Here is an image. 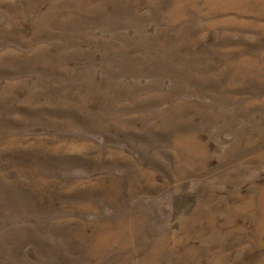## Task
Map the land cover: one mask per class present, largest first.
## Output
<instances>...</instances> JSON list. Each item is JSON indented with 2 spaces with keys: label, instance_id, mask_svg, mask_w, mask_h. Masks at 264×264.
I'll return each instance as SVG.
<instances>
[{
  "label": "rangeland",
  "instance_id": "374dc122",
  "mask_svg": "<svg viewBox=\"0 0 264 264\" xmlns=\"http://www.w3.org/2000/svg\"><path fill=\"white\" fill-rule=\"evenodd\" d=\"M0 264H264V0H0Z\"/></svg>",
  "mask_w": 264,
  "mask_h": 264
}]
</instances>
